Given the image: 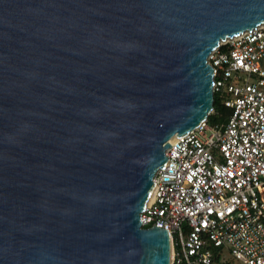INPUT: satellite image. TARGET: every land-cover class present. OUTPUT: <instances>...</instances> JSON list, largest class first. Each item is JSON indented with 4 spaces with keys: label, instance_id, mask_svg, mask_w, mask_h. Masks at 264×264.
<instances>
[{
    "label": "water",
    "instance_id": "95a60500",
    "mask_svg": "<svg viewBox=\"0 0 264 264\" xmlns=\"http://www.w3.org/2000/svg\"><path fill=\"white\" fill-rule=\"evenodd\" d=\"M262 24L264 0H0V264H172L155 175L214 111L210 54Z\"/></svg>",
    "mask_w": 264,
    "mask_h": 264
},
{
    "label": "built area",
    "instance_id": "2783aa9c",
    "mask_svg": "<svg viewBox=\"0 0 264 264\" xmlns=\"http://www.w3.org/2000/svg\"><path fill=\"white\" fill-rule=\"evenodd\" d=\"M208 64L214 95L231 116L170 145L142 227L170 232L172 264L227 255L264 264V24L221 42Z\"/></svg>",
    "mask_w": 264,
    "mask_h": 264
},
{
    "label": "trees",
    "instance_id": "16d2710c",
    "mask_svg": "<svg viewBox=\"0 0 264 264\" xmlns=\"http://www.w3.org/2000/svg\"><path fill=\"white\" fill-rule=\"evenodd\" d=\"M231 110L221 104L219 97L215 94L214 95V113L211 114L208 118V123L211 126L220 125L230 118ZM220 257L216 256L214 259L213 264L220 263Z\"/></svg>",
    "mask_w": 264,
    "mask_h": 264
},
{
    "label": "rangeland",
    "instance_id": "374dc122",
    "mask_svg": "<svg viewBox=\"0 0 264 264\" xmlns=\"http://www.w3.org/2000/svg\"><path fill=\"white\" fill-rule=\"evenodd\" d=\"M217 264H237L236 262H234L230 256H226L224 261H221L220 263Z\"/></svg>",
    "mask_w": 264,
    "mask_h": 264
},
{
    "label": "bare ground",
    "instance_id": "6f19581e",
    "mask_svg": "<svg viewBox=\"0 0 264 264\" xmlns=\"http://www.w3.org/2000/svg\"><path fill=\"white\" fill-rule=\"evenodd\" d=\"M228 39H229V38H228ZM228 39H226V40H228ZM222 42H224V41H222ZM152 199H153V191H152V193H151V195H150L149 203L152 201Z\"/></svg>",
    "mask_w": 264,
    "mask_h": 264
}]
</instances>
